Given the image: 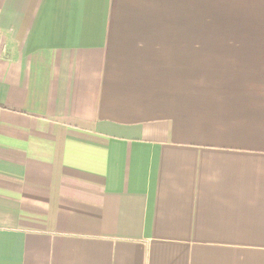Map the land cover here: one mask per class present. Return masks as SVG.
I'll return each instance as SVG.
<instances>
[{
  "label": "crops",
  "instance_id": "1",
  "mask_svg": "<svg viewBox=\"0 0 264 264\" xmlns=\"http://www.w3.org/2000/svg\"><path fill=\"white\" fill-rule=\"evenodd\" d=\"M0 264H264V0H0Z\"/></svg>",
  "mask_w": 264,
  "mask_h": 264
},
{
  "label": "built area",
  "instance_id": "2",
  "mask_svg": "<svg viewBox=\"0 0 264 264\" xmlns=\"http://www.w3.org/2000/svg\"><path fill=\"white\" fill-rule=\"evenodd\" d=\"M5 51V48H0V56L2 55V53Z\"/></svg>",
  "mask_w": 264,
  "mask_h": 264
}]
</instances>
